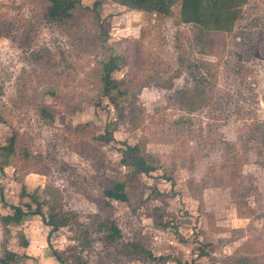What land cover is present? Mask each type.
<instances>
[{
    "label": "rangeland",
    "instance_id": "1",
    "mask_svg": "<svg viewBox=\"0 0 264 264\" xmlns=\"http://www.w3.org/2000/svg\"><path fill=\"white\" fill-rule=\"evenodd\" d=\"M99 2V20L81 10L58 25L42 0H0V189L14 204L36 194L43 212L68 219L49 238L38 215L10 223L9 235L0 222V257L8 247L10 264H59L52 251L64 264L247 254L264 264V0ZM202 24L211 29L200 43ZM109 52L131 88L118 108L101 95L96 67ZM122 141L140 142L160 167L135 175L120 163ZM231 150L246 156L241 188L222 167ZM104 176L126 182L128 202L104 205Z\"/></svg>",
    "mask_w": 264,
    "mask_h": 264
},
{
    "label": "trees",
    "instance_id": "2",
    "mask_svg": "<svg viewBox=\"0 0 264 264\" xmlns=\"http://www.w3.org/2000/svg\"><path fill=\"white\" fill-rule=\"evenodd\" d=\"M44 16L49 21H53L58 25H65L74 18V15L81 10L88 11L92 14L93 18L99 20V13L96 8L99 5V0H94L92 7L84 6L81 0H42ZM122 5H128L139 9H145V7L151 3V0H120ZM162 7L160 6V9ZM211 28L205 24L197 25V31L195 33V38L198 42L202 43L205 34L209 32ZM99 30L103 33V27L99 25ZM2 33V32H0ZM120 56L114 55L112 53L106 54L97 62V73L101 84V95L108 99V102L112 106L118 108L121 106L123 98L131 93V88L117 80L114 77V73L120 69ZM184 101H187L189 94L182 93ZM41 115L46 119L51 120L53 118L52 114L48 112L47 108H41ZM103 141L107 142L114 139L112 132H105L104 135L100 137ZM122 147L119 148L120 152V163L123 166L131 168V171L135 175H148L156 171L160 167L159 161L151 155H148L140 142L129 144L128 142L122 141ZM15 140L13 136L8 139L7 148L10 153L14 152ZM25 152V151H24ZM25 155V154H24ZM246 156L242 152H237L231 150L229 158H227L222 167L226 170L229 175L228 183H233L234 185H242L240 180L241 176L238 177L240 173V167L245 161ZM238 179V180H237ZM241 188V186H240ZM30 196V202L21 203H9L4 199L2 190L0 189V203L7 208L6 213H0V222L4 226V233L10 234L9 224L12 222L19 223L22 218L29 215H38L41 221L50 227L49 235L61 227L68 224V219L64 217L61 213L53 212L50 210L48 213L43 212L41 209V203L39 202L36 194L28 195ZM101 196L103 197L104 205H110V200L128 202L129 194L127 192L126 182L119 180L117 178L105 177L101 183ZM32 203L35 204V208L32 207ZM110 233L108 234L109 239L112 240L120 236L119 228L111 222L108 228ZM22 239V240H21ZM20 243L23 246L27 245V240L21 238ZM49 240V239H48ZM56 261L59 264H64L62 258L52 251ZM17 255L16 251L5 247L4 255L0 257V264H10V260L15 258ZM233 261H227L224 264H234L236 261L238 264H255L256 257L251 255H241L237 259H232ZM176 264H193V263H181L176 262Z\"/></svg>",
    "mask_w": 264,
    "mask_h": 264
}]
</instances>
